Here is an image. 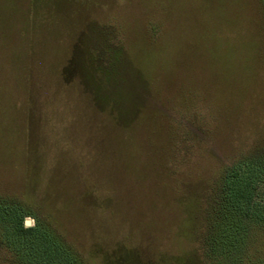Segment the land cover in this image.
<instances>
[{
	"label": "rangeland",
	"instance_id": "1",
	"mask_svg": "<svg viewBox=\"0 0 264 264\" xmlns=\"http://www.w3.org/2000/svg\"><path fill=\"white\" fill-rule=\"evenodd\" d=\"M246 163L264 171V0H0V200L81 264H212ZM238 239L220 264H260Z\"/></svg>",
	"mask_w": 264,
	"mask_h": 264
},
{
	"label": "trees",
	"instance_id": "2",
	"mask_svg": "<svg viewBox=\"0 0 264 264\" xmlns=\"http://www.w3.org/2000/svg\"><path fill=\"white\" fill-rule=\"evenodd\" d=\"M263 172L258 166L246 163L243 168L225 174L219 207L211 215L203 241L212 264L223 262L226 252L235 250L240 237L241 240L246 237L247 261L252 258L264 264V249H254L253 245L256 242L253 228L264 227V199H258ZM27 214L19 202L0 200V244L10 252L11 264H81L78 255L46 224L37 222L27 227L24 222Z\"/></svg>",
	"mask_w": 264,
	"mask_h": 264
},
{
	"label": "water",
	"instance_id": "3",
	"mask_svg": "<svg viewBox=\"0 0 264 264\" xmlns=\"http://www.w3.org/2000/svg\"><path fill=\"white\" fill-rule=\"evenodd\" d=\"M27 225H29V222H26Z\"/></svg>",
	"mask_w": 264,
	"mask_h": 264
}]
</instances>
